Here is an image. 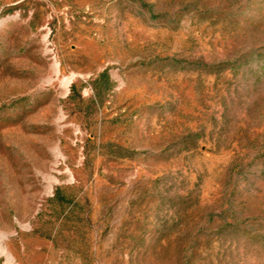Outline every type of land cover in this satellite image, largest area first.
Segmentation results:
<instances>
[{
    "label": "rangeland",
    "instance_id": "374dc122",
    "mask_svg": "<svg viewBox=\"0 0 264 264\" xmlns=\"http://www.w3.org/2000/svg\"><path fill=\"white\" fill-rule=\"evenodd\" d=\"M0 264H264V0H0Z\"/></svg>",
    "mask_w": 264,
    "mask_h": 264
}]
</instances>
